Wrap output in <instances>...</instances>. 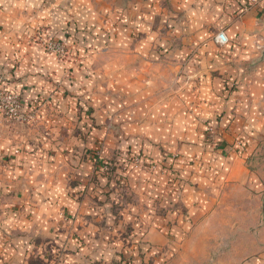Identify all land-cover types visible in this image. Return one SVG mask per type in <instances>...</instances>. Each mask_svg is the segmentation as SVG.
Listing matches in <instances>:
<instances>
[{
    "label": "crops",
    "instance_id": "crops-1",
    "mask_svg": "<svg viewBox=\"0 0 264 264\" xmlns=\"http://www.w3.org/2000/svg\"><path fill=\"white\" fill-rule=\"evenodd\" d=\"M102 11H109V18L104 19ZM92 25L99 34L96 43L127 44L105 51L109 94L104 98L101 54L94 55L95 75L87 77L88 65H65L35 39L37 29L45 28L71 43L78 58L84 55L82 29ZM139 26L143 42L155 27L160 53L133 50L130 39ZM219 33L227 42L216 41ZM263 51L264 0H0V76L9 75L25 114L16 127L0 126V233L7 211L15 215L25 207L33 218L41 216L40 225L44 218L64 215L73 201L72 180L83 181L86 174L79 157L85 138L99 146L111 137V131L99 130L105 103L113 106L125 98L119 109L122 134L144 145L145 151L155 146L147 138L168 142L161 143L170 152L182 151L186 143L196 147L197 121L217 122L216 132L224 137L258 136L264 125ZM152 56L159 60L151 61ZM66 66L71 77L62 76ZM198 90L203 92L199 99ZM86 105L98 114L83 112L81 106ZM90 122L96 125L89 135ZM103 146L109 156L113 143L106 140ZM74 161L79 163L73 166ZM158 183L157 189L162 186ZM77 208L79 218L85 207ZM20 243L11 247L36 248L31 242ZM4 244L0 240V264L10 261L3 258Z\"/></svg>",
    "mask_w": 264,
    "mask_h": 264
},
{
    "label": "rangeland",
    "instance_id": "rangeland-1",
    "mask_svg": "<svg viewBox=\"0 0 264 264\" xmlns=\"http://www.w3.org/2000/svg\"><path fill=\"white\" fill-rule=\"evenodd\" d=\"M109 14L101 12L104 19ZM96 29L95 25L82 29L86 33L84 55L78 58L71 43L45 28L37 29L35 39L65 65L78 61L88 65L87 77L95 75L91 69L97 61L94 55L101 54L104 98L109 94L105 51L109 47L125 49L127 44L96 43ZM101 31L109 32L103 28ZM135 32L130 39L134 51L140 53V49L148 48L151 53H160V36L154 26L149 28L145 42L140 26ZM149 59L159 60L156 56ZM69 69L65 67L63 77H71ZM152 70L150 77L154 80L157 70ZM1 87L18 94L20 112L25 116L22 96L12 89L9 75L0 76ZM202 93L198 90V99ZM124 100L123 97L113 106L105 103L100 107L105 120L99 122V130H106L105 134L111 131V137L106 136L104 141L112 142L114 148L106 156L104 141L96 146L88 144L89 137L85 138L79 157L86 174L83 181L72 180L73 201L64 215L52 220L44 218L40 225L41 216L33 218V212L25 207L15 215L7 211L6 217L2 211L5 218L0 240L5 243L3 258L10 260L6 264H264V125L256 137L250 134L233 139L216 132L217 122L197 121L196 147L186 143L182 151L170 152L162 145L168 142L147 138L155 146L145 151L144 145L122 134L119 118L123 114L119 109L124 108ZM81 109L89 115L98 114L87 105ZM115 114L118 121L114 120ZM22 121L0 117V126L16 127ZM94 123H86L90 125L86 126L89 135ZM190 140L193 143V138ZM78 163L74 161L72 165ZM158 182L162 183L159 189ZM8 204L14 206L12 199ZM79 206L85 207V212L77 218ZM18 221L21 229L14 235L13 227H18ZM28 242L36 248L26 246ZM19 243L26 247L14 250L13 245Z\"/></svg>",
    "mask_w": 264,
    "mask_h": 264
},
{
    "label": "built area",
    "instance_id": "built-area-1",
    "mask_svg": "<svg viewBox=\"0 0 264 264\" xmlns=\"http://www.w3.org/2000/svg\"><path fill=\"white\" fill-rule=\"evenodd\" d=\"M227 37L224 33H219L216 37L218 43L227 42ZM21 103L18 94L10 91L5 87L0 88V117L24 119V115L21 114Z\"/></svg>",
    "mask_w": 264,
    "mask_h": 264
},
{
    "label": "water",
    "instance_id": "water-1",
    "mask_svg": "<svg viewBox=\"0 0 264 264\" xmlns=\"http://www.w3.org/2000/svg\"><path fill=\"white\" fill-rule=\"evenodd\" d=\"M262 55H263V57H264V51H263Z\"/></svg>",
    "mask_w": 264,
    "mask_h": 264
}]
</instances>
